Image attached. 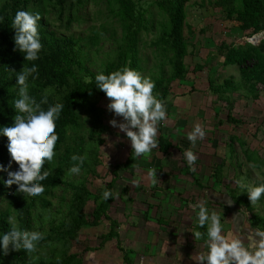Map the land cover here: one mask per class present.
Masks as SVG:
<instances>
[{"label":"trees","instance_id":"1","mask_svg":"<svg viewBox=\"0 0 264 264\" xmlns=\"http://www.w3.org/2000/svg\"><path fill=\"white\" fill-rule=\"evenodd\" d=\"M93 1L105 4L108 18L117 21L120 30L103 23L100 27H89L86 34L72 31L68 33L74 24H82L84 21L81 12L89 0H0V17H3L0 22V126L14 122L12 100L17 94L15 76L23 65H38V76L29 80V92L37 101L42 99L44 90L51 87L53 91L49 94V101L59 97L65 105L56 122L59 134L56 156L44 166L52 170L48 178L41 182L45 185V191L35 197L19 193L16 185L7 187L3 183L8 178L7 171L0 172V205L7 199L6 207H0V232L7 231L11 223L15 222L20 227L36 229L46 234L37 251L32 254L38 257L37 260L30 261L29 254L23 249L10 248L6 255L0 254V264H85L80 254L72 252L73 244L79 241L84 229L97 227L104 219L110 220L111 227L109 232L102 235V246L106 242L119 240V222L110 215L109 210L117 196L113 192L112 198L104 200L102 194L93 193L87 186L89 176H99L96 168L103 159L100 148L106 144L105 135L109 130V125L104 122L106 109L99 103L103 98L108 99L109 103V98L95 87L94 75L98 71L111 72L124 64H129L141 73L146 70L144 62L149 59L144 58L140 48L144 42L142 35L155 28L147 18L150 4V7L155 5L162 15V21L158 23L159 34L150 43L155 50L156 60L151 69L152 79L156 82L154 91L166 101L173 94V83L185 79L189 73L185 61L189 54L185 28L188 26L192 31L187 13L191 8L188 4L191 0ZM194 6L202 9L206 6L220 8L225 19L239 23L243 36L248 38L264 31V0H201L194 3ZM48 7L57 14L58 25L47 16L50 12ZM21 8L39 12L41 16L38 28L43 49L36 61H25L24 55L14 45L12 19ZM106 40H111L112 44L103 51V42ZM251 41L257 42L253 38ZM218 53L224 57L221 74L230 66H237L240 71V78L230 76L219 83L216 79L220 72L218 66L209 61L202 67L207 69L208 81L218 99L228 101L229 96L236 92L259 98V88L264 89V40L259 45L246 41L237 47L234 43L224 42L219 46ZM218 55L215 54L214 58ZM227 120L242 122L231 111ZM162 126L161 122L159 130H162ZM158 140V151L169 154L174 147L173 141L162 134L158 136ZM236 140L242 146L246 145L245 141L233 135L231 141ZM7 143V137L0 136V163L5 168L9 167L11 160ZM84 153H87V159L80 173L81 179L74 181L66 175L67 169L74 163L71 157L73 154ZM252 154L254 156L253 152L246 153L247 159ZM132 156L131 150L126 166H132ZM184 162L181 173L191 175L201 188H205L199 181L197 172L190 171L187 162ZM224 166L222 162L215 168L214 175L219 183L225 174ZM15 167L17 169L18 164L12 162L11 168ZM114 185L113 180L111 184H107V188L112 189ZM61 187L70 192L69 199L62 196L59 206L53 210L52 197L56 196L55 191ZM223 193H227L234 205L239 206L237 187L226 185L225 192L217 190L218 204L225 207L223 205L228 202L223 199ZM91 199H94V207L88 213L86 207ZM248 208L253 211L250 200ZM145 218L148 219V212ZM252 218L253 222L261 221L255 214ZM118 242L126 260L132 263L133 256L129 253L133 254V251Z\"/></svg>","mask_w":264,"mask_h":264},{"label":"rangeland","instance_id":"2","mask_svg":"<svg viewBox=\"0 0 264 264\" xmlns=\"http://www.w3.org/2000/svg\"><path fill=\"white\" fill-rule=\"evenodd\" d=\"M200 1L191 0L188 3L191 5L187 13L192 31L189 30L188 26L185 28V36L189 43V54L185 61L189 73L185 79L173 83L171 87L173 94L165 101L169 117L166 121H162V130L158 132V136L162 134L173 141L174 147L170 150L171 152L166 155L155 148L147 159L137 158L133 153L132 166H126V161L132 150L131 142L126 133L122 132L118 126L110 124L112 119H116L120 123L123 122V118L116 116L107 108L108 99L103 98L105 101L102 99L99 102L106 109L104 122L109 125V130L105 135L106 144L100 148V155L103 156V159L96 168V173L99 176H89L87 186L93 193L102 194L107 184H111L114 180L115 185L112 189L114 193H119V196L109 209L110 215L117 219L119 226L121 225L120 230L118 227V231L123 235V238L120 237L123 245H129V247L134 245L136 248H141L139 250L140 255L135 252L129 253L130 256H133V260H140H137V264H143V260L147 258L146 254L151 255L152 253L153 258L150 260L152 262H155L153 259L157 262L160 258L166 264H175L173 260L174 262L179 260L180 254L181 259L186 257L193 264H197L191 257L202 250V242L197 241L191 232L196 224L195 214L189 204L202 199L205 195L209 198V189L213 191L214 189L218 191L221 189L223 192L226 185L239 189L240 186L236 183L238 180L244 183L248 180L253 182V170L251 173L248 172L247 175L241 176V171L249 170L255 164L253 163V154L249 160H244L245 149L258 151L260 159L262 155L264 156V89L259 88V98L247 97L242 92H236L229 96L230 100L228 101L218 99V95L213 91L208 81L207 69H202L211 61L213 65L218 66L220 71L216 78L219 83H223L225 78L230 76L236 79L240 78V71L237 66L225 68L221 74L224 57L219 56L218 48L224 42L227 44L234 43L237 47L240 39L243 40L244 34L239 28V23L225 19L221 9L218 8L217 11L208 6L204 9L196 8L194 3ZM150 6L148 7L147 18L152 21L155 28H151L152 32L142 35L144 42L141 43L140 49L144 58L149 59L144 62L146 70L142 73L152 77L151 69L156 60L155 50L150 43L159 34L158 23L162 21V15L155 5ZM48 9L50 12L47 16L55 22L54 24L58 25L57 14L51 7ZM81 15L84 20L82 24H74L68 33L72 31L86 34L89 27H100L103 23L120 30L117 21L108 18L106 6L101 1L89 0ZM255 38L257 39L258 36ZM111 44V40H106L105 43L103 42L102 50L109 49ZM215 54L219 55L214 58ZM230 111L234 117L242 119V122L228 121ZM199 121H204L207 124V135L203 140L196 142L193 151L198 155L196 162L198 179L208 190L201 188L191 175L185 174V172L181 173L185 165L184 161H186L182 156V151L191 146L186 131H190L193 125ZM233 135L245 141L246 145L242 146L237 140L232 142L231 137ZM222 162L225 165V174L222 182L219 183L214 173L216 166ZM149 168L157 170L158 181L156 184H152L146 175ZM11 170H16V167L11 168ZM70 177L74 181L81 179L80 174H73ZM135 179L140 180L138 186L133 184ZM156 187L160 189L158 190ZM55 193L56 196L52 197L53 210L59 206L62 196L66 199H69L70 196V192H66L62 187L58 188ZM173 194H176L177 200L172 199L171 195ZM6 202L7 199H4L0 207L5 208ZM150 203L153 204L152 207H149ZM209 204L213 207L211 201ZM92 207H94V199L89 200L86 211L90 213ZM215 208L223 212V216L227 217L226 220L230 221V225L233 224L234 215L228 208L221 206H215ZM147 211L151 213L152 220L165 218L171 221L170 224L162 226L153 221L156 228L151 229L156 232L163 229L166 244L170 247L166 251H158L157 243L156 246H153L155 247L154 250H144L146 246H143L142 230L147 229L148 223L151 221L148 220L149 218H145ZM237 214L236 212L235 215ZM129 225H133L138 232V236L133 242L126 241V237H124V232L128 230ZM110 227V220L104 219L99 226L84 229L79 241L74 242L72 252H77L83 256L85 264L98 263L100 255L108 263L128 264L129 262L118 247L117 240L106 242L102 246V235L109 232ZM234 230H238L237 225ZM91 253L94 255L90 256ZM145 264H147L146 261Z\"/></svg>","mask_w":264,"mask_h":264},{"label":"clouds","instance_id":"3","mask_svg":"<svg viewBox=\"0 0 264 264\" xmlns=\"http://www.w3.org/2000/svg\"><path fill=\"white\" fill-rule=\"evenodd\" d=\"M40 19L39 12L23 8L17 10L12 19V28L15 30L14 45L24 55L25 61L38 60L43 49L38 28ZM2 21L3 17H0V22ZM261 33L249 38L243 36L239 45L246 41L259 45L264 40ZM256 36L257 43L251 41ZM37 76L38 65L35 63L23 65L22 70L16 72L17 94L12 100V107L15 110L12 118L14 122L0 126V136L7 137V150L11 157L8 168L0 163V172L7 171L8 177L3 183L7 187L16 185L17 192L33 197L45 191V185L41 182L48 178L52 170L44 166L56 156V144L59 140L56 122L65 107L59 97L49 101V94L53 91L51 87L44 90L40 101L30 94L29 80ZM94 81L95 87L109 98L107 108L116 116L123 118V122L120 123L112 119L110 124L118 126L126 133L131 142L132 153L137 158H149L152 150L159 144V125L169 117L165 101L154 91L155 80L129 64H124L111 72H96ZM206 127L204 121H199L190 131H186L191 146L183 151L182 156L192 172L197 171L198 160L193 148L198 140L206 137ZM86 159L87 153L73 154L71 160L74 163L67 169L66 175L80 174ZM12 162L18 164L16 170H11ZM156 173L155 168L147 169L146 175L152 184L158 181ZM139 183V179L133 180L134 185L138 186ZM236 183L243 193L248 195L252 204L258 203L264 197V178H260L259 175L256 182L244 183L238 180ZM113 195L112 189L104 188L102 192L104 200H109ZM115 195L118 197L119 193ZM209 201L205 195L202 199L189 204L195 214L196 224L191 232L197 241H202V250L191 259L197 264H264V226L251 228L250 224L244 222L243 229H249L248 235L245 236L242 230L239 232L234 230L235 222L233 221L230 226L225 221L223 212L210 206ZM45 235L39 230L20 227L12 222L7 231L0 232V254L6 255L10 248L23 249L29 254L30 261H35L38 257L32 254L37 251ZM180 259L179 254V264Z\"/></svg>","mask_w":264,"mask_h":264},{"label":"crops","instance_id":"4","mask_svg":"<svg viewBox=\"0 0 264 264\" xmlns=\"http://www.w3.org/2000/svg\"><path fill=\"white\" fill-rule=\"evenodd\" d=\"M208 7L211 8V9L213 8L215 10L218 9V8H214V7H211V6H208ZM241 39H240V41H241ZM253 39L258 42V39H256V38H253ZM250 152H253L254 153V161H253V163H255V164H253V166L251 167V169H249V170L244 169L243 171H241V176L242 175H247L248 172L251 173L252 170H253L254 171V181L253 182H256L258 175H259L260 178H264V156L262 155L261 156V159H260L258 157L259 156V152L258 151H255L254 152L252 150L245 149L244 150V155H245V159L244 160H246V161L249 160L246 157V153H250ZM240 167H241V164H240ZM246 183H252V182H250V180H248V181H246ZM143 188L145 189L146 187H143ZM156 188L158 190L160 189L158 187H156ZM204 189L208 190V188H204ZM159 193H161V192H159ZM158 194H156V195H158ZM208 195H209V199H210L211 204L213 205V207L220 206V204H218L219 203L218 202V199L219 198H217V196H218L217 195V190L214 189V191H213V190H210L209 189L208 190ZM227 195H228L227 193L226 194L223 193V199L226 202H228V204H224L223 206H225L226 208H228V210L234 215V222L237 225V229H238L237 231L238 232L242 230L243 231V234L245 236L248 235L249 229H243L244 222L247 223V224H250V227L251 228H254V227H257V226H264V221H262V220H264V197H262L261 200L258 203H256V204H252L251 203V207H252L253 211H250L249 208H248V202H249L248 195L246 193H243V191H242V189L240 187H239V199H240V202H239V206L238 207L234 205L232 198L231 197H228L229 195L228 196ZM171 197L174 200H177L178 199V198H176V194L171 195ZM151 205H153V204L150 203L149 204V207H152ZM235 207H237V208H235ZM236 212L238 213L237 215H235ZM150 214L151 213L148 212V218H149L148 220H151L152 222L149 221L148 228L147 229L145 228V229L142 230V232H143L142 233V238H143V243H144L143 246H146V247H144L145 248L144 250H150V249H153L154 250L155 247H153V246H156V243H157V250L158 251H160V252L161 251H166L170 247L167 246V244H166V241H165L166 240V237H164L163 229L162 230H159L157 232L155 230H151V229L152 228H156V225L153 223V221H155L157 223V225H159V226L166 225V224L168 225V224L171 223V221H168L165 218H158V219H153L152 220V218L150 217ZM253 214L257 215V217L259 219H261V221L260 222H253V218H252L253 217ZM226 218L224 217L225 221L230 225V221L228 222L226 220ZM120 227H121V225L119 226V230H120ZM137 236H138V232L136 231L135 227L133 225H129L128 226V230L126 232H124V237H126V241L133 242V241H135V239L137 238ZM174 236H175V234H174ZM120 237L123 238V235H121L120 234V231H119V240H117V242L118 241L122 242V240H121ZM123 246L126 249L128 248V249L132 250L137 255H140L139 254V250L141 249L140 247H137L136 248L134 245H131L130 247H129V245H126V246L123 245ZM121 252H122V250H121ZM154 253H155V251H154ZM152 255H153V253L151 255L146 254V257L147 258H145V259L143 258L147 262V264H166L160 258H159V260L157 262H156L155 259H153L155 262L150 261L153 258ZM137 260H139V259L133 260L132 263H128V264H137ZM144 260H143V264H145V261ZM84 261H85V259H84ZM176 262H178V264H179V260H176ZM176 262H174V260H173V263L176 264ZM94 264H113V263L112 262L108 263V262L104 261L102 255H100V261L98 263L96 262ZM169 264H171V263H169ZM180 264H193V263H192V261L187 260V258L185 257L183 259H180Z\"/></svg>","mask_w":264,"mask_h":264},{"label":"built area","instance_id":"5","mask_svg":"<svg viewBox=\"0 0 264 264\" xmlns=\"http://www.w3.org/2000/svg\"><path fill=\"white\" fill-rule=\"evenodd\" d=\"M260 35L262 36V38H264V32H262Z\"/></svg>","mask_w":264,"mask_h":264}]
</instances>
